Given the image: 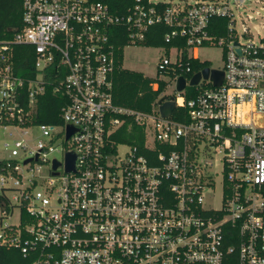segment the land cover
Segmentation results:
<instances>
[{"label": "built area", "instance_id": "2783aa9c", "mask_svg": "<svg viewBox=\"0 0 264 264\" xmlns=\"http://www.w3.org/2000/svg\"><path fill=\"white\" fill-rule=\"evenodd\" d=\"M22 23L0 38V127L21 134L0 159V246L29 264H264V0H22ZM159 24L193 58L222 47L220 85L201 78L189 99L190 79L177 91L168 74L182 47H163L176 52L157 62L175 84L163 97L182 120L160 114V95L146 112L113 100L114 28L139 45ZM17 44L34 51L32 76L15 70ZM48 87L66 97L61 124L35 122ZM123 127L143 142L115 140Z\"/></svg>", "mask_w": 264, "mask_h": 264}, {"label": "trees", "instance_id": "16d2710c", "mask_svg": "<svg viewBox=\"0 0 264 264\" xmlns=\"http://www.w3.org/2000/svg\"><path fill=\"white\" fill-rule=\"evenodd\" d=\"M108 3L112 9H118V12H126L127 8L134 2V0H95ZM7 12L4 13L2 9V0H0V38H10L14 33L19 31L22 27V0H8ZM217 26L213 30L214 34L221 35L224 33L225 19H214ZM219 23L221 24L219 26ZM218 26L220 27L219 29ZM167 28L163 25L154 26L149 33H147L145 40L142 42L146 46L165 47L169 49L175 45L182 47V55L179 62L170 65L168 74L171 76L180 75L185 79H190L191 76L201 71L203 68H210L209 64L200 61L198 58L188 56L187 48L184 39L176 38L171 42L164 40V33ZM112 42L115 46L116 52V68L113 76V100L116 104L130 107L141 111H149L152 105L159 98L160 92L165 86L164 82H160L157 89H153L151 84L155 79L142 74L141 72L123 68L122 50L124 46L128 45V36L126 29L122 26L114 28L112 34ZM168 52V51H167ZM34 51L29 45L17 44L14 46V66L16 72L23 76L29 77L35 73L33 66ZM196 86H187L183 92L186 99H189L197 93ZM66 103V97L61 93H53L48 87L45 94L38 98V111L35 117V122H44L51 124H61L60 113L61 108ZM185 109L177 108L172 117L178 120L184 119ZM117 141L128 142L132 144H140L143 142L142 129L121 128L113 137ZM144 154H148L143 151ZM1 201V197H0ZM29 257H24L17 248H6L0 246V264H29ZM226 264H236V255L233 254L227 260Z\"/></svg>", "mask_w": 264, "mask_h": 264}, {"label": "rangeland", "instance_id": "374dc122", "mask_svg": "<svg viewBox=\"0 0 264 264\" xmlns=\"http://www.w3.org/2000/svg\"><path fill=\"white\" fill-rule=\"evenodd\" d=\"M7 4L8 0H2V9L4 13L7 12ZM0 16L2 17L4 16V14ZM196 51L200 61L207 62L209 64V67L216 69H221L223 67L221 46L211 45L200 47ZM166 54H168L171 61L174 62L176 58V52L174 50H170L169 52H167L163 47L146 46L143 44L126 45L122 50L121 66L123 68L141 72L147 77L165 81L167 85L164 86L161 90L160 97L171 96L175 93L174 82L171 81L170 84H168L170 81L169 77L167 75L158 74L157 72V62L160 57ZM203 83L204 82H202L201 84ZM34 134H38L37 129L30 130V132L25 137L31 140ZM17 138H21L19 130H12L11 134H9L8 130H4L0 127V159L6 157V151L3 146L4 142L12 141ZM52 156H56L59 158L61 157L57 152L52 153L50 157Z\"/></svg>", "mask_w": 264, "mask_h": 264}, {"label": "water", "instance_id": "95a60500", "mask_svg": "<svg viewBox=\"0 0 264 264\" xmlns=\"http://www.w3.org/2000/svg\"><path fill=\"white\" fill-rule=\"evenodd\" d=\"M223 77V72L218 69L214 68H203L201 71H198L194 73L189 82V86H196L200 79H208L210 78L213 81L214 85H220L221 80ZM186 86L185 78L183 76H179L177 79V91H182ZM159 105V111L160 114L164 117H167L172 114L174 108H175V102L173 100V97L170 99H166L165 97H161L158 100ZM73 132V128L71 126H68L67 128V137ZM58 165L57 162H54L53 167L56 168ZM67 169H73V156L71 154L67 155V163H66Z\"/></svg>", "mask_w": 264, "mask_h": 264}]
</instances>
